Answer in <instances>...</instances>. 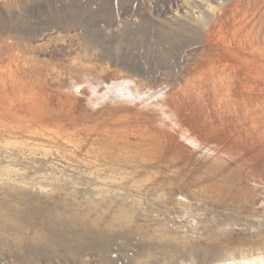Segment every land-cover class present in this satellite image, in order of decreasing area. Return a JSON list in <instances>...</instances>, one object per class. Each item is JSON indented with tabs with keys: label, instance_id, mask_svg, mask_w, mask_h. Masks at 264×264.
Here are the masks:
<instances>
[{
	"label": "rangeland",
	"instance_id": "374dc122",
	"mask_svg": "<svg viewBox=\"0 0 264 264\" xmlns=\"http://www.w3.org/2000/svg\"><path fill=\"white\" fill-rule=\"evenodd\" d=\"M39 128L52 132V156L28 155L27 131ZM28 196L50 210L62 209L55 197L108 199L117 222L143 229L73 240L86 246L81 260L43 246L0 264H230L242 249L264 251V0H0L7 249L49 245L51 223L24 224ZM100 210L90 223L104 230L115 219Z\"/></svg>",
	"mask_w": 264,
	"mask_h": 264
},
{
	"label": "bare ground",
	"instance_id": "6f19581e",
	"mask_svg": "<svg viewBox=\"0 0 264 264\" xmlns=\"http://www.w3.org/2000/svg\"><path fill=\"white\" fill-rule=\"evenodd\" d=\"M220 14H222V12ZM217 20H219V19H217ZM215 21H216V19H215ZM10 61H11V59H10ZM212 64H214V63H212ZM211 67L212 66H210L209 68H211ZM217 67L215 69L214 68L209 69V72H210V70L212 71V69L213 70H216ZM218 69L220 70V66H219ZM199 71H201V70H197L196 72L198 73ZM204 71L206 72V70H204ZM223 71H225V70H223ZM209 72L207 71V73H209ZM212 72H210L209 74H211ZM217 72L218 71H216V73ZM200 73H202V71ZM216 73L213 72V75L215 76ZM202 74H200V75L203 76ZM205 74L206 73H204V75ZM209 74H207V77L208 78H210L212 76L211 75L209 77L208 76ZM221 74H222V71H221ZM195 75H197V74H195ZM198 77H200V76H198ZM198 77H197V79H199V80L202 78V77H200V78H198ZM223 77L224 76L222 74V80H224ZM220 78H217V79H220ZM206 80H209V79H206ZM200 81H202V80H200ZM208 82L211 83V81H207V83ZM216 82L217 81H215V83ZM199 83H202V82H199ZM220 84L222 85V82H220ZM233 108H234V106H233ZM248 114H249V112H248ZM255 117H253V118H255ZM27 133H29L30 134L29 135L30 138L33 141L36 142V143L32 144L31 147H27V151L29 150L28 155L30 157L31 156H39V157L41 156V157L46 158L48 156H52L51 150L48 149L49 146L54 147V145H55L54 144V140L52 138H48L49 135H52V132L51 131H49L47 128H45V129L39 128L37 130L27 131ZM10 134L16 135L17 132L16 131H13ZM21 136H24V135H21ZM42 141L47 142L48 144L41 145L40 143H38V142H42ZM14 144L15 145L13 147L19 149L20 151H22L21 149H26V147L20 146L17 143H14ZM38 144H40L41 146L38 147ZM9 146H10L9 143H5L4 144V148L5 147H9ZM5 172L8 175H10L12 173V171H9V170H6ZM56 196H58V195H56ZM32 200H35V199H33L31 196H28L27 197V200L25 202H23V204H26V206H27L25 212H22V214H23L22 217H23V220H24V224L29 225V222H28L29 220L30 221H32V219L33 220H37V218L39 219V222L40 223H43L44 224V226H45V224L51 223L49 225V229L47 231V235L49 236V238L47 239V242L49 243V245H45V244H33V245H30V244H26V243H21L22 240H14L13 241V244L16 247L18 246V251H13L12 250V248H13L12 245H10V247L7 249L8 243L3 244L2 241H0V257L1 258H6V259H9V258H19V259H23V258H26L27 257L29 251H31L33 253L34 252L38 253L39 250H41V248L43 246L44 247L45 246H48L49 248L50 247L58 248V252L57 253H54L57 256H65V255H63L64 252L67 250V248L71 247L70 250L72 249L73 251H70V252H73L74 253V255L72 256V258L74 257V259H75V258L78 257L81 260V258L84 256L83 255V252L85 251V249H83V248L86 247V246L83 245V244H81V243H77V242H75L73 240H78L79 239L80 242L87 243L89 245H92V243H94L96 241L97 242L98 241L101 242V241H103L102 239H104L105 237L110 238L109 236H112L114 238V240L116 239V237H121L122 240H125V238H127V236H129L127 231H130L132 233V235H134V237H135V235H138L141 232V230L143 229V228L142 229L140 228V224H138L136 221H129V220H126V219H122V220H118L117 219L118 220V222H117L116 221V218H118V217L117 216L115 218L113 217L114 211L116 212L118 210V209H116L117 203H113L112 201H110L108 199H105L104 203H102L101 205H94V203L92 201L89 205L87 204L88 205L87 206L85 204V202H83L84 204H82V202H80V203L75 202L76 199L74 200V199H71V198L67 199V198H62V197H60V198L59 197L58 198L57 197L52 198V200L54 201V203H57V204L60 203L61 204L60 206L62 207V209H58L59 208V206H58V208H57L58 210L57 209L55 210V206H54V209L53 210H50L49 208H45L44 209L41 205H39L37 203H34ZM100 200H102V198L99 199V201ZM68 201H70V202H68ZM77 204H79V205L81 204V206L87 208L88 211H90V215L88 216L87 214H84V213L81 212V215H79L78 219H76V217H75V215L77 213L76 212L77 211L76 208H77V206H79ZM51 207L53 208L52 204H51ZM90 208H91L92 211L90 210ZM94 208L96 209L95 212H94ZM101 208H103L106 212L109 213V215H108V216H110L109 218L115 219L114 220L115 222L114 221H111V220H109V221L103 220L105 222H101V223L108 224V226H104V228H105L104 230L101 227H92V224H95V225L96 224H99L98 222H96L97 219L95 218V216L96 215H100V212H101L100 209ZM64 217H66V219ZM13 219L15 220V218H13ZM7 220L9 221L10 219H7ZM44 221H47V222L45 223ZM91 221H92V224L90 223ZM72 224H74V227L76 229L75 230L67 229V226L69 227ZM122 228H126V229H122ZM143 234H144V236H146V238L143 236ZM146 234H148V233H146ZM161 234H159V236H161ZM142 236L145 238V239H142L143 242L146 241V239L148 237V240L146 242L148 243V245H152L155 248V250L158 249V248H160V246H162L161 245V241H160L161 239L157 235L156 236L155 235L148 236V235H145V233L142 232ZM138 239H139V237H138ZM139 243H141V239H140V242ZM157 244H159V245H157ZM81 245L84 246V247L82 248ZM121 245H126V242L121 243L119 246H121ZM152 246H150V247H152ZM167 248L169 249L167 255H169V253L170 252H173V251L171 250L172 248L171 249L169 247H167ZM54 250H56V249H54ZM150 252H152V251H150ZM253 252H254V249H250V248L242 249L240 251V255H239L240 257H239L238 260L237 259L235 260V258L233 256H231L232 254H230V256H231V263L230 264H243L244 261H247L249 264H260L261 262H262V264H264V251L256 250L257 253H255V254ZM67 255L69 256V254H67ZM70 255H71V253H70ZM167 255H165V256H167ZM70 259H71V257H70ZM169 259H170V257H169ZM220 264H223V263H220ZM227 264H229V263H227Z\"/></svg>",
	"mask_w": 264,
	"mask_h": 264
}]
</instances>
